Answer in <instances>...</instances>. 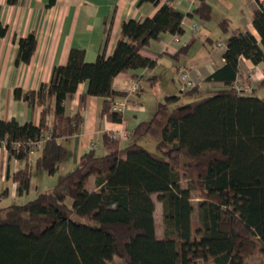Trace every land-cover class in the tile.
<instances>
[{"label":"trees","instance_id":"obj_1","mask_svg":"<svg viewBox=\"0 0 264 264\" xmlns=\"http://www.w3.org/2000/svg\"><path fill=\"white\" fill-rule=\"evenodd\" d=\"M146 2L160 5L142 21L124 20L110 55L102 52L87 62L83 49L71 48L66 64L53 67L48 83L36 90L14 89L15 99L41 107L38 125L0 120V137L22 144L16 151L8 144V156L22 164L7 173L17 184V196L30 187V154L35 150L25 148L26 141L50 128L34 162L37 169L55 174L67 156L61 139L78 132L87 97L101 98L99 115L120 122L122 112L112 104L126 93L113 88L114 77L152 68L155 61L142 55V49L162 33L180 36L186 15L211 16L207 0H197L187 14L175 7V0H136V5ZM251 18L257 35L233 30L221 53L223 64L205 78L223 83L222 88L201 95L194 81L184 91L194 98L178 104L183 91L165 96L153 117L130 132L133 139L148 138L153 150L135 141L119 147L118 138L107 133L105 151L99 155L92 146L83 152L79 164L52 189L0 207V264H264V97L233 84L240 58L264 62V0H258ZM220 25L227 31L229 19ZM7 30L0 22V37ZM36 44L33 32L19 38L16 62H30ZM84 81L87 90L77 109L66 114V95ZM153 195L162 207L160 236Z\"/></svg>","mask_w":264,"mask_h":264},{"label":"crops","instance_id":"obj_2","mask_svg":"<svg viewBox=\"0 0 264 264\" xmlns=\"http://www.w3.org/2000/svg\"><path fill=\"white\" fill-rule=\"evenodd\" d=\"M194 1L175 0L174 4L178 10L187 14L194 9ZM222 1L225 4L224 17L231 22L232 31L249 30L257 35L251 15L258 5V0ZM159 5L146 2L137 6L136 0H54L51 3L50 0H17L14 4L8 3L7 0H0V22L8 28L6 35L0 37V120L15 119L21 124L32 122L38 125L41 107L31 108L23 99H15L13 95L15 88L23 91L36 90L41 84L48 83L53 67L66 64L71 48L83 49L84 59L87 62L95 61L102 52L105 56L110 55L117 41L122 22L130 18L142 21L145 17L152 16ZM197 20L195 15L185 16L182 22V45H189V38L195 34V31L191 30V25L197 23ZM32 32L36 36L37 44L30 62H16L18 39ZM172 36L168 32L162 33L158 40L142 49V55L155 62L160 56H172L180 48L172 41ZM204 61L202 67L189 64V66L184 65L181 68L175 67V70L181 71L180 73L188 70L190 79L195 81L203 92L205 90L203 86L213 90L222 88L223 83L221 82L205 81L209 74L223 64L222 57L215 62L212 60L210 62L208 58ZM253 67H258L259 71L249 79L248 71ZM183 68L185 69L182 70ZM196 70L198 73L195 72ZM156 73L154 67L130 70L119 73L112 82L115 90L125 91L132 79H138L139 83L141 80L144 81L148 86L146 89L152 90L155 94V108L151 113L142 106L144 102L143 84L139 93L129 96L120 122H113L101 117L99 110L102 99L88 96L82 109L83 122L78 132L61 139L67 153L73 151L75 155L79 154L81 157L83 152L92 146L103 153L105 147H103L102 139L105 134L115 131L117 134L126 132L129 135L140 122L150 120L158 103L163 101L165 96L177 94L175 91L167 92L164 88L157 87ZM133 75L136 77L134 78ZM233 84L241 91L255 93L257 85L264 86V62L254 64L249 59L240 58ZM170 86L172 87V85ZM263 88L261 87V89ZM86 90L87 81H84L78 85L75 92L66 95L63 101L66 114L75 112L79 97ZM132 141L147 145L148 148L153 145V142L146 137L133 139L129 135L118 138V146L122 147ZM35 151L38 155L39 150ZM21 165L20 161L9 157L8 152L0 148V190L10 180L7 178V173L16 171ZM61 168L65 172L70 170H66L67 168L62 163L58 171ZM92 182L90 186H92ZM16 188L17 184L14 182L12 184L13 197L17 196ZM5 189V194L9 193V187L6 186Z\"/></svg>","mask_w":264,"mask_h":264},{"label":"rangeland","instance_id":"obj_3","mask_svg":"<svg viewBox=\"0 0 264 264\" xmlns=\"http://www.w3.org/2000/svg\"><path fill=\"white\" fill-rule=\"evenodd\" d=\"M207 2L211 6V16L209 19H200L196 16L198 28L195 31V34L189 38L188 47L185 52H182L177 56L176 58L171 55H163L160 56L159 59L155 62L153 67L156 69L157 74V87L164 88L167 92H176L180 93V91H183V93H180L181 98L178 102V104H183L188 101H190L193 96H190L188 94H185L184 91H186L187 88L183 83L180 82V72L175 70V67H183L184 65L189 66V64H193L196 67H202L204 65V60L206 58L210 59L213 62L218 60L221 57V53L225 48V43L227 37L232 33V24L230 22V27L227 31H225L221 25L220 22L225 18L224 17V1L222 0H207ZM191 39V40H190ZM154 42V41H152ZM151 42V43H152ZM150 43V44H151ZM218 43L222 44V47H218ZM178 44V47H181L183 44V40L180 35V43ZM144 87V90L142 92L143 97V104L142 106L145 107L146 110H148L150 113L154 110V97L155 94L152 90H147L148 87L144 81H140L139 85L140 87ZM172 85V87L170 86ZM264 86L257 85L255 88L256 96L262 97L264 96ZM173 88V89H172ZM205 88L204 92L201 93V95H207L211 94L213 92V89L207 88L206 86H203ZM159 89V88H158ZM197 97V96H196ZM154 149V144L149 147V150ZM101 151H97V154L101 155ZM37 156V151L32 152L30 154V160H31V179H30V188L26 194L23 196H12V184L14 183L12 180H9V182H6L5 185H3L0 192H3L6 188V186L9 187V193L0 195V207L8 206L12 203H24L28 200L33 199L39 192L50 190L52 189L55 184H57L62 176L64 175V169L61 168L59 171H57L55 174L50 175L42 170L37 169L35 166V158ZM80 155L75 153L73 151H69L67 153L66 158L62 161V165L68 169L74 168V166L78 165L80 162L79 159ZM64 171V172H63ZM182 178L181 183L183 187H186L188 184L186 172L184 170H181ZM11 185V186H10ZM8 191V190H7ZM1 194V193H0ZM192 202L194 205L197 203L196 193L192 191ZM153 199L156 204L155 209V220H156V228L157 233L160 236L162 234V207L161 203L157 200L156 195H153ZM233 204L236 206V208L243 213V207L241 204H237L235 201H233ZM193 218H197V211L194 212ZM117 261V260H116ZM115 261V262H116ZM115 264V263H114Z\"/></svg>","mask_w":264,"mask_h":264},{"label":"built area","instance_id":"obj_4","mask_svg":"<svg viewBox=\"0 0 264 264\" xmlns=\"http://www.w3.org/2000/svg\"><path fill=\"white\" fill-rule=\"evenodd\" d=\"M195 7H197V0H195L194 3H193V8H195ZM197 28H198V24L197 23H193L191 25V30L192 31H196ZM172 41L174 43H180V36L174 34L172 36ZM218 47H222V44L219 43ZM258 71H259L258 67H253L252 69H250L248 71V78L249 79L253 78L254 75L258 73ZM195 72H197V70ZM180 80L187 88L194 86V81L190 79L189 74H188V70H184L180 74ZM139 89H140V85H139L138 79H132L130 81V83L128 84L127 88L125 89L126 95L122 99H119V100L115 101L112 104V109L115 110V111L122 112L127 107L129 96L134 94L135 92H137ZM110 136L113 137V138L127 137L128 133L122 132L120 134H117L115 131H113V132L110 133ZM49 137H50V128L42 131L41 135H40V137L38 139L26 141L24 143V146H25V148H28L30 150H39V149H41L43 147L45 141L47 139H49ZM8 144L10 145L11 149L15 150V151L18 150L20 148V146H22V144L20 142H18V141H10L9 142L6 136L0 137V148L1 149H3L6 152H8Z\"/></svg>","mask_w":264,"mask_h":264}]
</instances>
